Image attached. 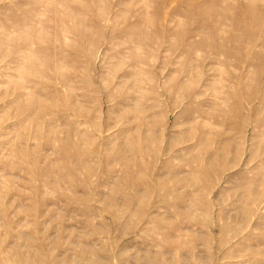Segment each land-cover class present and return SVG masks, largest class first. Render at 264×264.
Segmentation results:
<instances>
[{"label":"rangeland","instance_id":"374dc122","mask_svg":"<svg viewBox=\"0 0 264 264\" xmlns=\"http://www.w3.org/2000/svg\"><path fill=\"white\" fill-rule=\"evenodd\" d=\"M0 264H264V0H0Z\"/></svg>","mask_w":264,"mask_h":264}]
</instances>
